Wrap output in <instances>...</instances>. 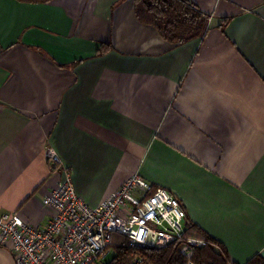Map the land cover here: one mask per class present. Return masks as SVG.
Segmentation results:
<instances>
[{"label": "crops", "instance_id": "obj_1", "mask_svg": "<svg viewBox=\"0 0 264 264\" xmlns=\"http://www.w3.org/2000/svg\"><path fill=\"white\" fill-rule=\"evenodd\" d=\"M191 2L208 30L177 44L136 0H0V216L43 229L67 176L96 205L137 175L231 264L264 258V0Z\"/></svg>", "mask_w": 264, "mask_h": 264}, {"label": "built area", "instance_id": "obj_2", "mask_svg": "<svg viewBox=\"0 0 264 264\" xmlns=\"http://www.w3.org/2000/svg\"><path fill=\"white\" fill-rule=\"evenodd\" d=\"M47 157L61 163L52 148ZM43 205L52 211L43 229L22 211L0 216V247L11 252L15 264H111L113 234L125 236L133 248L163 250L180 242L186 231L179 199L137 175L96 205L84 200L67 176ZM203 245L188 241L187 264H195L192 249ZM133 264L146 263L137 257Z\"/></svg>", "mask_w": 264, "mask_h": 264}, {"label": "trees", "instance_id": "obj_3", "mask_svg": "<svg viewBox=\"0 0 264 264\" xmlns=\"http://www.w3.org/2000/svg\"><path fill=\"white\" fill-rule=\"evenodd\" d=\"M136 14L142 23L155 27L164 39L177 44L202 37L209 26L208 16L191 0H136ZM185 227L183 239L163 250L133 248L125 236L113 234L111 264H133L137 257L146 264H187L189 258L184 249L191 239L204 243L202 247L192 249L190 259L195 264H231L223 245L188 222L187 216ZM247 264H264V258L256 256Z\"/></svg>", "mask_w": 264, "mask_h": 264}]
</instances>
